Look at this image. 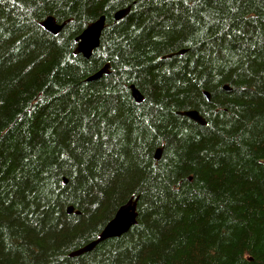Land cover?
Returning a JSON list of instances; mask_svg holds the SVG:
<instances>
[{
    "label": "trees",
    "instance_id": "trees-1",
    "mask_svg": "<svg viewBox=\"0 0 264 264\" xmlns=\"http://www.w3.org/2000/svg\"><path fill=\"white\" fill-rule=\"evenodd\" d=\"M0 264H264V0H0Z\"/></svg>",
    "mask_w": 264,
    "mask_h": 264
},
{
    "label": "water",
    "instance_id": "water-1",
    "mask_svg": "<svg viewBox=\"0 0 264 264\" xmlns=\"http://www.w3.org/2000/svg\"><path fill=\"white\" fill-rule=\"evenodd\" d=\"M128 11H129V7H125L117 10L114 13V19L119 20L124 15H126ZM105 19H106L105 15L99 16L95 21L88 24L85 27V29H83L82 32L75 37V40L77 42V46L75 49L76 53L82 54V56L85 58H88L92 54V51L99 45V39L101 32L104 28ZM42 25L44 29L49 33L56 34L65 25V22L57 23L55 18H53L52 16H47L42 21ZM185 51H186L185 49H181L177 52V54H182ZM108 67L109 65L105 64L97 72L88 76L86 80L92 81L94 79L99 78L102 74L108 73L109 71ZM224 88L227 89V86H224ZM130 90L134 100L136 102H141L143 99V95L133 84L130 85ZM204 94L206 98L209 99V93L207 91H204ZM177 114L186 116L200 125L206 124L205 119L195 109L177 111ZM160 154H161V148L158 147L155 150V154H154L155 159H159ZM64 181L66 180L64 179ZM136 201L137 198L131 197L124 204L120 205L116 210V212L114 213V216L106 223V225L103 227L101 232L98 234L97 238L81 246L80 248L71 251L69 253V256H79L85 252L92 250L101 241L113 237H119L122 234L126 233L129 230V228L137 222ZM66 212L67 213L74 212L76 214L80 213V211L75 210L72 205H69L66 208Z\"/></svg>",
    "mask_w": 264,
    "mask_h": 264
}]
</instances>
